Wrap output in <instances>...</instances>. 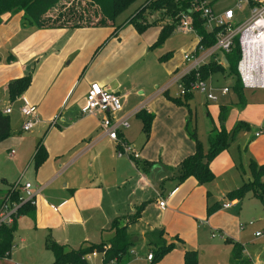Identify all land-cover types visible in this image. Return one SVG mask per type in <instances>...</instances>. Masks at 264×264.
<instances>
[{"label":"crops","instance_id":"obj_1","mask_svg":"<svg viewBox=\"0 0 264 264\" xmlns=\"http://www.w3.org/2000/svg\"><path fill=\"white\" fill-rule=\"evenodd\" d=\"M210 2L217 12L232 8L219 10L215 0ZM23 16L22 11L0 15V109L11 107L9 135L0 139V190L29 181L36 195L33 207L15 219L12 246L0 264H21L18 256L25 252L37 255L30 264H41L40 255L50 264V240L65 250L109 243L113 220L126 223L139 207L127 225L133 253L125 264H149L146 256L157 230L174 247L154 264H264V207L250 192L242 199L227 196L251 179L250 161L264 163V88L242 89L237 99L229 81L218 105L199 93L177 100L172 78L187 64L183 55L204 53L195 31L174 29L195 35L175 57L161 47L165 40L153 46L158 25L139 32L126 18L112 26L38 28ZM209 60L227 68L222 52L204 62ZM25 75L31 76L28 87L11 100L9 82ZM91 82L120 95L122 109L112 116L130 115L121 135L138 152L140 164L117 155L115 143L100 131L99 113L81 112ZM23 104L35 106L38 120L27 132L21 129ZM202 109L212 123L200 128ZM140 110L152 115L148 135ZM238 121L250 127L210 160L214 178L179 181L180 163L195 152L196 140L207 150L213 128L230 131ZM258 128L262 132L255 136ZM227 201L230 206L207 214L209 207ZM186 252L191 253L187 262ZM87 264L105 263L97 253Z\"/></svg>","mask_w":264,"mask_h":264},{"label":"trees","instance_id":"obj_2","mask_svg":"<svg viewBox=\"0 0 264 264\" xmlns=\"http://www.w3.org/2000/svg\"><path fill=\"white\" fill-rule=\"evenodd\" d=\"M135 0H0V15L6 12H23L24 21L38 28L49 27H82V26H112L115 18L127 6ZM254 0H249L250 5H254ZM211 4V2H210ZM191 10V0H146L144 4L139 6L128 18L139 32H142L151 24L160 26V32L155 45L162 43L179 25L181 12L190 13L192 24L196 34L199 36L198 47L207 48L216 41V33L221 29L215 27L212 30L206 29L204 19L200 14ZM152 16L151 18H148ZM227 60V67L234 73L236 82L232 84L234 91L239 92L244 88L238 73L237 61L239 59V45L237 39L234 40L232 49L224 53ZM166 54L163 57H168ZM224 67L215 60H209L199 65L196 70L191 71L184 77V81L198 78L206 80L213 73L221 72ZM31 76L25 75L9 82L7 86L8 95L11 100L23 93L30 83ZM191 93L185 94L183 97L188 98ZM180 100V96H177ZM137 115L143 121V130L148 135L151 114L140 110ZM249 124L245 121H238L234 124L230 131L224 128L219 130L212 129L209 135V147L204 150L201 143L196 140L195 152L186 157L179 166L178 180L181 181L188 176H193L199 183H206L214 178V174L209 167L210 160L222 149L226 148L232 142L235 136L241 130L249 129ZM10 120L8 114L0 109V139L9 135ZM193 135V134H192ZM194 136V135H193ZM39 150V148H38ZM136 160V159H135ZM137 164L138 160H136ZM251 179L244 181L239 187L229 191L227 196L230 199H242L248 192L256 197L264 207V181L261 179L264 174V163L257 164L253 160L249 163ZM12 185V184H11ZM9 185L5 191L0 190V197L9 194L11 201L19 200V191L12 190ZM142 206V205H141ZM221 205L216 204L214 207L207 209L210 214ZM33 207L29 202L22 203L18 209L19 214ZM141 207L129 216L128 222L122 223L119 218H115L111 228L114 231L113 237L109 243H91L80 246L77 249L65 250L63 245L55 241H47V248L52 251L54 260L50 264H87L84 256L88 253L96 251L101 253L105 264H109L114 260V264H125L129 258V250L132 244L130 235L127 232L128 223L132 222L139 214ZM15 222L10 226L3 225L0 228V258L4 257L12 246L13 232ZM163 231L157 230L153 232L157 240L151 241L152 258L149 264L156 263L167 251L174 247L173 243L167 244L161 238ZM191 253H185L186 262L189 261Z\"/></svg>","mask_w":264,"mask_h":264},{"label":"built area","instance_id":"obj_3","mask_svg":"<svg viewBox=\"0 0 264 264\" xmlns=\"http://www.w3.org/2000/svg\"><path fill=\"white\" fill-rule=\"evenodd\" d=\"M254 5L249 4V0H235L237 9H241L245 4L249 9V16L234 26L235 10L226 8L222 12H217L210 4V0H191V10L200 14L204 19L206 29L212 30L215 27L221 29L216 33V41L213 45L207 48L198 47L202 50L201 54L187 52L183 55L187 61L186 66L177 71L172 83L176 85V96L183 97L187 93L204 94L207 100L216 101L217 96L212 92L213 86L207 80H203L196 76V79L185 82L184 77L191 71L196 70L199 65L205 63L207 56L219 51L222 53L229 52L234 40L237 39L239 45V59L237 61V73L244 88H264V0H254ZM178 27L180 29L192 32L195 31L192 24L190 13L181 12ZM221 95L228 93V86L219 87ZM123 103L120 95L109 91L97 82H91L85 94V102L81 107L83 114H100L98 124L100 131L112 140L116 145V153L118 156L127 155L131 159H137L139 154L134 150L133 146L124 141L121 132L123 129L130 126V115L123 117H114L112 114L122 109ZM2 112L9 114L11 107H5ZM20 112L24 118L21 129L24 132L31 131L37 124L36 108L33 105L23 104L20 106ZM137 112V111H136ZM59 115L56 114L51 119V123L58 120ZM262 132L261 128L256 129L255 136ZM12 190L19 191V200L11 201L9 194L0 197V228L3 225L10 226L19 215V207L22 203L29 202L32 205L35 203V191L31 188V183L25 181L14 182ZM158 205L160 208L166 206L165 198L159 199ZM223 207L230 206V203H222ZM54 209H56L54 207ZM252 222L250 221L249 224ZM259 235V232H256ZM129 253H133L130 249ZM96 251L88 253L84 256L87 260L91 256H95ZM147 260H151L152 253L149 252L146 256ZM114 260L110 261V264Z\"/></svg>","mask_w":264,"mask_h":264},{"label":"rangeland","instance_id":"obj_4","mask_svg":"<svg viewBox=\"0 0 264 264\" xmlns=\"http://www.w3.org/2000/svg\"><path fill=\"white\" fill-rule=\"evenodd\" d=\"M145 1L146 0H135L134 2H132L122 12H120L118 14V16L115 18L116 24L120 23L122 20L128 18L139 6L144 4ZM215 2H216L215 6L219 10H221V9L223 10L224 8H226L228 6L232 7L235 10V17L233 19L234 26H237L240 22H242L244 19H246L249 16V9L245 4L242 5L241 9H237L235 6V0H215ZM191 38H195V35L190 34V35L186 36L183 31L178 30V32H174L169 37H167L165 39V41L161 44V47L166 48L167 51L173 50L175 57H178L183 52L182 49L185 48L186 43ZM170 54H171V52H170ZM206 80L212 84V86L214 87L212 92L218 97L216 101H212V100H208V101L210 104L218 105L222 101H225V97L220 94L219 87L227 84L229 81L231 82V84L235 83L236 77H235L234 73L231 72L229 67H227L226 69L224 68L221 72L213 73ZM210 80L211 81L213 80V82H211ZM171 90H173V91L176 90V86L174 85L173 87H171ZM243 91L246 93V92H254L256 90L243 88ZM235 93L236 92L232 88L230 94L233 97L235 95L236 98L239 99V96L236 95ZM195 94H198V93H195ZM198 95H203L205 97L204 94L199 93ZM202 110L203 111H201V115L197 112V118L199 120L198 123H199L200 128H202L204 126V124L210 125L212 123L211 118L209 116L205 115L204 109H202ZM4 187H5V185H4ZM36 257H37V255L33 252H25L24 255L18 256V260L21 264H30L31 261L34 260ZM38 258H39L38 261H40L41 264H46V262L48 260L45 257V255L43 257H42V255H40ZM52 262H53V259H52Z\"/></svg>","mask_w":264,"mask_h":264}]
</instances>
